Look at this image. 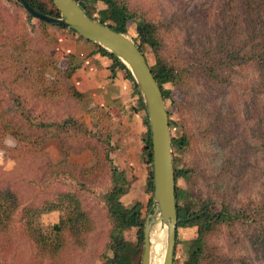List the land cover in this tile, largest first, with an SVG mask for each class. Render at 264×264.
<instances>
[{
	"label": "rangeland",
	"instance_id": "obj_1",
	"mask_svg": "<svg viewBox=\"0 0 264 264\" xmlns=\"http://www.w3.org/2000/svg\"><path fill=\"white\" fill-rule=\"evenodd\" d=\"M127 1L136 20L144 17L156 22L163 58L175 70L190 72L182 76L184 90L177 84L165 85L168 90L165 106L172 119L170 133L184 138L175 150L176 166L187 170L176 180L181 194L179 206L183 208L201 200L215 212L226 205L241 208L249 215L256 214L254 220L246 223L210 221L215 227L205 238L210 257L201 264H264V213L259 210L264 202V87L253 62L245 57L253 38L246 40L244 13L240 10L238 23L233 28L227 18L226 0ZM103 8L97 2L93 15ZM131 26L127 32L129 37L135 36ZM39 27L37 20L28 18L16 0H0V110L11 104L16 111L9 114L15 120L21 116L33 124L72 117L87 127L95 125L103 135L110 127L116 136L114 122L102 116L92 118L87 110L89 103L75 102L64 91L68 82L63 77L67 61L57 52L59 34L54 27L45 25L48 34L43 35ZM212 51L217 56H229L219 67L222 80L216 87L211 86L212 75L197 63ZM144 52L147 62L153 64L150 50L144 47ZM43 85L60 91L57 95L50 92L42 96ZM26 126V122L21 123L22 131L28 133ZM60 136L74 150L77 159L81 157L79 152L90 144L95 155L87 161L82 158L74 162L73 167L55 164L50 173H42L45 158L56 161L60 157L56 140L47 143L41 152L27 139L18 142L6 134L0 148V186L13 188L23 202L42 198L46 188L78 191L83 206L96 222L95 229L88 233L82 248L76 245L66 250L60 257L61 262L48 258L41 264L96 263L100 253L107 250V222L101 203L91 192L106 186V158L112 155H106L99 142L74 128ZM94 161L98 163L92 173L80 181L84 189H78L77 182L82 179L77 170ZM58 215L57 212L43 214L40 220L50 225L57 221ZM19 216V211L15 212L14 221L4 233L0 232V264L36 263L32 244L16 221ZM161 229L165 230L162 224L152 228L150 251L154 246L152 234ZM194 231L193 227L182 225L176 228V264L186 258L187 241ZM125 237L127 243L135 241L129 234ZM162 244L158 252L152 253L149 263L162 264ZM111 248L117 249L113 244ZM126 248H120V252L125 253ZM133 264H139L137 256Z\"/></svg>",
	"mask_w": 264,
	"mask_h": 264
},
{
	"label": "trees",
	"instance_id": "obj_2",
	"mask_svg": "<svg viewBox=\"0 0 264 264\" xmlns=\"http://www.w3.org/2000/svg\"><path fill=\"white\" fill-rule=\"evenodd\" d=\"M83 12L92 20L107 26L108 28L128 36V30L130 25L131 30L135 32V36L129 37L134 44L138 47L141 54L146 60V54L144 47L150 50L153 57V64H148V67L153 75L155 82L160 88L164 105L165 100L168 97V90L165 85L177 84L185 89L183 82V75H190L186 69L175 70L173 65L165 60L160 53L161 40L158 37V28L156 22L146 19L144 17L136 20V14L129 6L127 0H73ZM19 3L18 0H16ZM29 4L36 10L47 14L49 16H59V12L50 0H28ZM97 2L104 5L103 9L95 11L93 10ZM227 4V18L230 22V27L236 28L238 23L237 17L240 10L244 13L245 26H246V40L252 39L249 45L250 50L246 54V59H250L252 64L256 67L260 81L264 87V0H226ZM21 6V4L19 3ZM23 8V7H22ZM24 9V8H23ZM27 13V12H26ZM28 18H35L27 13ZM39 24V28L43 35L48 34L45 25L54 27L55 33L59 34L56 38L58 46L57 52L59 55H63L67 61V69L64 73V78L68 82L64 85V91L75 101L82 100L81 93L71 83V72L76 67L72 63V40H81L85 43H89L93 46V51L99 56L105 57L109 61L108 68L110 72H119L123 78L132 83V87L136 92V96L140 101L141 109L144 114L143 120V137L141 140V151L146 164V182L144 186V198L143 200H135L130 205H124L121 201V197L127 192L129 188V180L125 175V171L114 163L113 158L109 156L116 144L112 143L106 134H102L95 125L94 127H87L81 122L76 121L72 117H66L60 122H40L33 124L25 117L15 120L14 116L9 113L16 110L10 105L4 106L0 110V148L3 147V139L6 134L14 137L18 142L27 139L37 151L44 149L47 143L56 140L58 143L59 159L52 161L49 158H45V163L42 166V173L51 172V168L55 164H68L75 165L72 157H75L74 150L68 147L63 138L64 131L69 128H74L76 131L87 135L88 139L94 138L96 142H99L106 155L107 164V184L103 189L91 192L102 205L104 216L107 222V246L104 252L100 253L99 259L96 263L90 264H133V259L137 256L140 261L142 252V225L145 220V216L150 212L152 206V165H151V144H150V131L148 127L147 115L139 95V91L133 80L132 75L126 66L109 51L99 46L94 42L85 40L79 36L74 30L62 25H55L45 22L41 19L35 18ZM66 32V35H65ZM260 35V38H256ZM206 57L200 61L198 65L203 70H208L212 75L211 86L216 87L221 83L222 71L220 65L226 63L228 55L217 56L214 51L208 52ZM236 57V56H235ZM243 59V57H240ZM15 77L12 78V82L15 81ZM184 87V88H183ZM60 91L58 88L50 87L49 85H43L41 95L46 96L47 93L57 95ZM165 109L168 114L169 128L172 126V119L170 118V112ZM92 112V111H91ZM94 118L104 117L105 113L96 111L92 112ZM107 114V113H106ZM108 115V114H107ZM21 119H24L22 121ZM26 122V129L28 133H25L21 129V123ZM37 129H42L41 133ZM184 142V138L175 137L170 133V145L172 153V166L174 170V182H175V209H176V228L180 225L186 227H193L195 229L194 235H192L187 241L186 258L181 264H201L204 259L209 258L206 250V235L211 230H215L214 226L210 225V221L228 222L233 223L235 221L247 222L254 220L253 215H249L245 210L241 208H235L233 206H221L218 211H213L212 208L201 203V200L188 205L179 206L180 202V190L176 185L178 177L185 175L186 169L178 168L176 166L178 159L175 150L180 148ZM93 145L86 147L81 153L80 160H89L95 155ZM6 150V149H5ZM78 153V154H79ZM77 157V156H76ZM98 161H94L89 166L80 167L77 170V175L82 180H78V189H84V185L80 181H84V178L92 173V169L97 165ZM30 199V198H29ZM64 210V211H62ZM261 213H264V202L259 207ZM19 211L20 216L17 218V222L21 225V233L32 244L34 259L36 263L41 264L44 259L50 258L53 261L56 258V263L62 261L60 258L66 250L78 246L82 248L86 244V236L88 233L95 229L96 222L92 214L83 206L80 194L78 191L59 190L46 188L42 198L37 201L32 199L27 202H23L20 193L13 190L9 186H0V232L4 233L10 224L14 221L15 212ZM52 211L57 212L58 219L56 222L50 225H44L40 216L48 214ZM132 231V236L135 241L126 242V234H129V230ZM7 240V239H6ZM8 241V240H7ZM176 230H175V244H176ZM111 244L117 247L116 250L111 248ZM127 247L125 253L120 252V248ZM109 251V252H108ZM172 264L175 263L174 250L172 257Z\"/></svg>",
	"mask_w": 264,
	"mask_h": 264
},
{
	"label": "water",
	"instance_id": "obj_3",
	"mask_svg": "<svg viewBox=\"0 0 264 264\" xmlns=\"http://www.w3.org/2000/svg\"><path fill=\"white\" fill-rule=\"evenodd\" d=\"M31 16L74 30L118 58L129 70L142 98L150 131L152 165V206L142 225V252L139 264H149L150 230L156 224L165 229L162 264H172L175 246V182L170 145L168 114L163 97L144 56L134 42L89 18L73 0H50L59 16H49L33 8L28 0H18Z\"/></svg>",
	"mask_w": 264,
	"mask_h": 264
},
{
	"label": "crops",
	"instance_id": "obj_4",
	"mask_svg": "<svg viewBox=\"0 0 264 264\" xmlns=\"http://www.w3.org/2000/svg\"><path fill=\"white\" fill-rule=\"evenodd\" d=\"M72 46V63L76 67L70 75L71 83L81 93L82 101L91 105L87 108L90 114L98 110L105 113V119L115 123L117 135L114 136L110 127L106 135L116 144L111 153L114 163L125 171L129 180V188L121 201L130 205L135 200H143L147 172L141 151L144 114L132 83L119 72L111 73L109 61L95 53L91 44L72 40ZM72 158L74 162L80 161L76 156ZM132 231H128L130 239Z\"/></svg>",
	"mask_w": 264,
	"mask_h": 264
},
{
	"label": "bare ground",
	"instance_id": "obj_5",
	"mask_svg": "<svg viewBox=\"0 0 264 264\" xmlns=\"http://www.w3.org/2000/svg\"><path fill=\"white\" fill-rule=\"evenodd\" d=\"M155 226V225H154ZM153 226V227H154ZM152 227V228H153ZM152 228H151V230H152ZM158 229V228H157ZM151 230H150V233H151ZM165 230H163V229H161V230H158L157 231V233H154V234H152V240H153V244H154V246H153V249H152V251H150V254H149V258L151 259L152 257H153V255H152V253L154 252H158V249H159V246H160V243L162 244V243H164V238H165V232H164ZM149 237H150V235H149ZM150 242H151V238H150ZM163 245V244H162ZM163 248V247H162ZM149 264H151V262L149 263Z\"/></svg>",
	"mask_w": 264,
	"mask_h": 264
}]
</instances>
